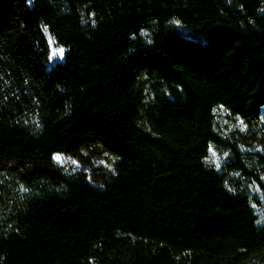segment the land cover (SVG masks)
I'll list each match as a JSON object with an SVG mask.
<instances>
[{"label":"trees","instance_id":"16d2710c","mask_svg":"<svg viewBox=\"0 0 264 264\" xmlns=\"http://www.w3.org/2000/svg\"><path fill=\"white\" fill-rule=\"evenodd\" d=\"M260 129L264 0H0V264H264ZM89 146L105 186L55 160Z\"/></svg>","mask_w":264,"mask_h":264},{"label":"rangeland","instance_id":"374dc122","mask_svg":"<svg viewBox=\"0 0 264 264\" xmlns=\"http://www.w3.org/2000/svg\"><path fill=\"white\" fill-rule=\"evenodd\" d=\"M151 34V28L149 27L145 30L146 38L149 39ZM44 35L49 47V57L46 67L47 74H49L57 62L64 60L65 50L62 56L53 55L55 50L61 49L62 47L56 45L55 39L47 30H44ZM137 83H139V86L129 93L130 95L128 97L130 100H137L136 102L139 106L138 109L142 119L146 120V122H150L157 105L160 102L159 97L161 95H166L165 99L172 97H169V92L160 93L156 91L153 85L150 82H147L144 78H138ZM216 115L220 126L227 124L225 129L235 125L239 127V119L229 116L228 111L224 108H217ZM240 129L243 131V127H240ZM240 135L246 136L245 141L247 143V148L264 152V129H260L254 133H241ZM89 147L90 148H84L77 156L56 155L55 160L58 161L64 169L73 173L80 171L85 174L86 177L94 183V185L97 184L98 186H105L111 176L117 172L119 158L101 147ZM57 156L60 157L59 160L56 159ZM224 161L223 156L218 154L216 150H212L211 162L213 164L221 168L224 165ZM259 174L264 180V166L259 168ZM256 194L261 201V205L256 210L258 215V224L264 225V197L259 195L257 192Z\"/></svg>","mask_w":264,"mask_h":264},{"label":"snow or ice","instance_id":"6c2138e0","mask_svg":"<svg viewBox=\"0 0 264 264\" xmlns=\"http://www.w3.org/2000/svg\"><path fill=\"white\" fill-rule=\"evenodd\" d=\"M63 53H64V49L61 48V49L55 50V51L53 52V55H60V56H62ZM56 159L59 160L60 157L57 156Z\"/></svg>","mask_w":264,"mask_h":264}]
</instances>
